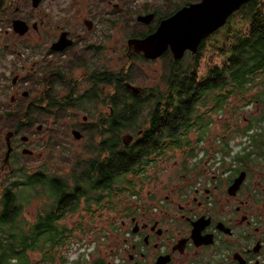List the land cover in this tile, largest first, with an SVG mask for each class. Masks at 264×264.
Returning <instances> with one entry per match:
<instances>
[{
	"label": "flooded vegetation",
	"instance_id": "1",
	"mask_svg": "<svg viewBox=\"0 0 264 264\" xmlns=\"http://www.w3.org/2000/svg\"><path fill=\"white\" fill-rule=\"evenodd\" d=\"M255 1L260 7L264 0ZM201 2L0 0L1 188L19 177V168L27 174L38 171L30 172L20 158L31 157L41 145H59L62 125L71 136L72 131L81 134L72 136L76 141L88 135L93 146L99 141L95 131L119 114L125 122L135 121L120 135L123 148L145 143L152 125L160 128L135 165V180L143 184L125 186L120 200L111 199L114 205L107 197L100 203L107 246L109 239L112 246L96 264H264V100L249 103L250 117L234 121L235 127L226 129L229 135L220 127L209 137L213 120L197 109L208 125L174 137L173 88L180 81H174L171 46L154 58L134 48L178 11ZM249 2L203 39L196 54L185 50L179 60L198 59L205 43ZM115 51L129 66L112 72L103 60ZM135 60L167 63L157 85L146 89L131 83ZM110 73L119 74V81L129 76L118 82L124 89L111 86ZM213 110L220 111L216 105ZM193 132L195 146L188 138ZM198 144L207 147L197 152ZM174 150L180 151L177 166L159 179Z\"/></svg>",
	"mask_w": 264,
	"mask_h": 264
},
{
	"label": "trees",
	"instance_id": "2",
	"mask_svg": "<svg viewBox=\"0 0 264 264\" xmlns=\"http://www.w3.org/2000/svg\"><path fill=\"white\" fill-rule=\"evenodd\" d=\"M241 12L248 28L233 37L220 67L210 69L200 78L197 62L201 54L184 69L179 66L181 60L173 62V72L178 74L174 81H180L173 88L174 137L180 131L181 138H185L193 128L208 125L197 114L198 107L205 106V98H213L217 109L221 110L233 91L245 92L256 76L264 73V10L255 0H250ZM110 74L111 86L124 89L119 83L127 82L129 76L119 81V74ZM134 124V120L125 122L119 114L109 116L104 126L95 131L99 141L90 151L92 156L83 162L76 159L68 174H49L39 171L41 168L27 174L19 168L16 180L4 188L0 186V264H84L83 259L71 262L64 255L71 231L59 223L80 204L90 212L92 206L101 207L105 197L116 200L124 191L114 188L117 179L138 174L135 165L148 146L146 142L160 133H153L154 130L160 128L152 125L142 141L145 143L123 148L120 135ZM104 135L109 138L104 140ZM45 197L49 208L39 209L37 218L30 224L22 216L23 208L36 200L45 202ZM33 255L38 256L37 261H33Z\"/></svg>",
	"mask_w": 264,
	"mask_h": 264
},
{
	"label": "rangeland",
	"instance_id": "3",
	"mask_svg": "<svg viewBox=\"0 0 264 264\" xmlns=\"http://www.w3.org/2000/svg\"><path fill=\"white\" fill-rule=\"evenodd\" d=\"M261 6L262 10H264V1H261ZM242 15V12H238L227 28L222 29L220 31L221 33L219 32L220 34H217L218 36L216 35L215 38L205 43L197 62L198 77L202 78L207 75L210 69L220 67L227 57V49L231 45L233 37L247 30V23L243 21ZM118 55L119 52L115 51L114 54L109 57V60H103V65L112 72H117L123 66L127 68L129 63L126 58H122ZM141 61H134L133 68H131L130 71V76L132 78L131 83L146 89L157 85L163 73L165 74L166 72L167 63L165 61H158L154 64H144ZM180 62L179 66L184 69L192 60H181ZM258 75L259 76L254 79V84L251 85L250 89H247L243 93L233 91L220 111L213 110L214 105H216L213 98L204 99L203 102L205 106H199L198 109L199 112H204L205 116L213 120V125L206 130V132L209 133V137L215 135V128L219 132L220 127L222 134L229 135L226 129L235 127L234 121L241 120L244 116L246 118L250 117V109H247L246 106L254 99L264 100V73ZM64 127L65 126L62 125L58 130V136L60 138L59 145L51 144L45 147L41 145L37 149H33L34 152L31 157L20 158V162L29 167L30 172L38 168H43L49 174L53 173L59 176L65 175L69 173L71 165L76 159L83 162L92 156L90 151L93 150V146L91 145L89 136L87 135L82 140L76 141L71 136L70 130ZM42 130H44V128ZM195 137H197L195 132L188 135L192 146L196 145V142L192 143ZM206 147L207 144H198L195 150L199 152L201 150L200 148L203 149ZM179 154V150L173 151V158L171 162L167 164V171H159V179L165 180L167 176L171 174V171L177 166L176 163L179 161ZM154 170L158 171L157 169ZM154 170H151V172ZM135 177L136 175L129 174L118 178L117 185L114 186V188L124 189L127 185L139 188V185L143 184V182L135 180ZM2 185L4 184L0 182V186ZM116 200H120V198L117 197ZM108 201H113L112 205L116 202L114 200ZM46 203V197L45 202L33 201L23 208V218L30 224L33 223L39 214V209L45 211L49 208ZM102 211L103 207L92 206L90 212H87L85 206L80 204L74 212L66 213L65 217L60 221V225H65L66 228L71 231V234L67 237L69 245L67 249L64 250V255L68 257L69 261L75 262L83 259L85 260L84 264H90L96 258H101L105 250H107V247L112 246L111 239H109V246H107V228L102 220ZM79 257L81 258L79 259ZM87 258L88 260H86ZM37 260L38 256L33 255V261Z\"/></svg>",
	"mask_w": 264,
	"mask_h": 264
},
{
	"label": "water",
	"instance_id": "4",
	"mask_svg": "<svg viewBox=\"0 0 264 264\" xmlns=\"http://www.w3.org/2000/svg\"><path fill=\"white\" fill-rule=\"evenodd\" d=\"M250 0H202L178 11L170 19L162 22L157 32L149 38L137 43L135 50L144 53L148 58L157 57L169 44L174 61H180L185 50L196 54L199 43L213 32L223 27L226 20ZM128 89L134 90L130 85ZM134 92H136L134 90ZM72 136L79 139L81 134L72 131ZM130 136H124V142ZM9 150L6 153L8 156ZM23 153H29L24 151Z\"/></svg>",
	"mask_w": 264,
	"mask_h": 264
},
{
	"label": "built area",
	"instance_id": "5",
	"mask_svg": "<svg viewBox=\"0 0 264 264\" xmlns=\"http://www.w3.org/2000/svg\"><path fill=\"white\" fill-rule=\"evenodd\" d=\"M79 258H81V257H79Z\"/></svg>",
	"mask_w": 264,
	"mask_h": 264
}]
</instances>
